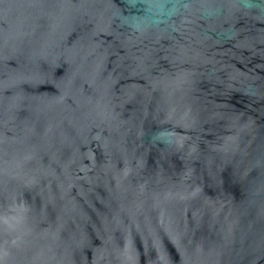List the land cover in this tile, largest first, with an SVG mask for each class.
<instances>
[{
	"label": "water",
	"instance_id": "water-1",
	"mask_svg": "<svg viewBox=\"0 0 264 264\" xmlns=\"http://www.w3.org/2000/svg\"><path fill=\"white\" fill-rule=\"evenodd\" d=\"M0 264H264V0H0Z\"/></svg>",
	"mask_w": 264,
	"mask_h": 264
}]
</instances>
